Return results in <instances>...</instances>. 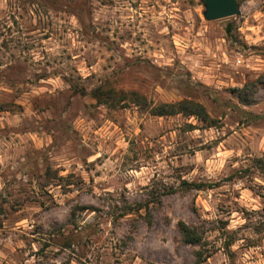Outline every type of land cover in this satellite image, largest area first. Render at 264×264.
Instances as JSON below:
<instances>
[{"label": "rangeland", "instance_id": "374dc122", "mask_svg": "<svg viewBox=\"0 0 264 264\" xmlns=\"http://www.w3.org/2000/svg\"><path fill=\"white\" fill-rule=\"evenodd\" d=\"M236 1L207 21L201 0H0V264H264V0Z\"/></svg>", "mask_w": 264, "mask_h": 264}, {"label": "trees", "instance_id": "16d2710c", "mask_svg": "<svg viewBox=\"0 0 264 264\" xmlns=\"http://www.w3.org/2000/svg\"><path fill=\"white\" fill-rule=\"evenodd\" d=\"M238 4V2H237ZM233 26L228 24L226 27V33L231 37V30ZM264 78V76H263ZM257 85H262L259 80L252 82L250 84L245 85L242 89H237L236 95L244 104H249L251 99H249V94L252 93L251 90H254ZM249 88L248 96H244L245 89ZM251 89V90H250ZM91 96L100 104L107 105L111 108L125 106L128 104L142 106L147 109L151 115L163 117V116H171L176 114H183L188 116H193L202 123L207 126H211V119L209 117L208 112L205 107L196 102L194 100H181L177 102L171 103H160V104H152L150 103L144 96L139 95L136 92H124V91H114L112 89L103 90L102 87H97L91 92ZM244 98V99H243ZM248 98V99H247ZM260 164L264 166V161L258 160ZM186 186H192V188L200 189L204 185L203 184H189ZM145 210L146 213V222L149 225H152V214L150 208L147 204H137L136 207L129 206L124 214L138 212L139 210ZM177 232L180 235V244L182 245H190L195 247L202 246V229L196 225H187L184 222L180 221L176 225ZM207 256H203L199 250L194 251V264H201Z\"/></svg>", "mask_w": 264, "mask_h": 264}, {"label": "water", "instance_id": "95a60500", "mask_svg": "<svg viewBox=\"0 0 264 264\" xmlns=\"http://www.w3.org/2000/svg\"><path fill=\"white\" fill-rule=\"evenodd\" d=\"M204 11L203 17L207 21L225 19L240 14L236 0H201Z\"/></svg>", "mask_w": 264, "mask_h": 264}]
</instances>
